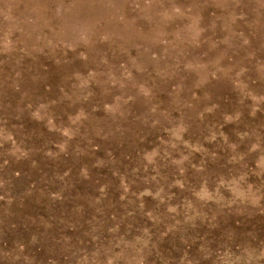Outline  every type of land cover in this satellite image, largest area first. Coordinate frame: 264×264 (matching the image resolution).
Wrapping results in <instances>:
<instances>
[{
	"label": "rangeland",
	"instance_id": "obj_1",
	"mask_svg": "<svg viewBox=\"0 0 264 264\" xmlns=\"http://www.w3.org/2000/svg\"><path fill=\"white\" fill-rule=\"evenodd\" d=\"M263 210L264 0H0V264H264Z\"/></svg>",
	"mask_w": 264,
	"mask_h": 264
},
{
	"label": "bare ground",
	"instance_id": "obj_2",
	"mask_svg": "<svg viewBox=\"0 0 264 264\" xmlns=\"http://www.w3.org/2000/svg\"><path fill=\"white\" fill-rule=\"evenodd\" d=\"M263 211H264V210H263ZM262 215H263V214H262ZM246 234H247V233H246ZM253 235H254V233H253ZM249 239H250V238H249ZM257 244H259V243H257ZM257 244H256V245H257Z\"/></svg>",
	"mask_w": 264,
	"mask_h": 264
}]
</instances>
